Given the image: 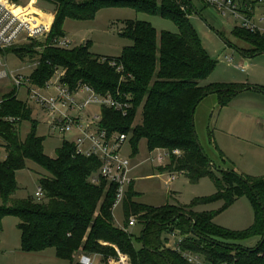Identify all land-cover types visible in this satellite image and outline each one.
I'll return each mask as SVG.
<instances>
[{
	"label": "trees",
	"instance_id": "trees-1",
	"mask_svg": "<svg viewBox=\"0 0 264 264\" xmlns=\"http://www.w3.org/2000/svg\"><path fill=\"white\" fill-rule=\"evenodd\" d=\"M18 2L19 0H13ZM249 1V0H247ZM52 7L56 14L46 41V50H37L32 42L7 50L21 58L39 56V64L30 75L34 85L45 84L63 71L62 82L72 91L88 84L97 93L112 95L121 109L103 108L101 126L109 134H127L133 153L146 139L149 150L165 149L169 153V170L184 172L197 182L210 177L216 194L197 199L190 206L167 204L159 207L138 203L129 186L123 203L126 221L123 227L114 223L113 205L117 186L105 179L99 185L89 179L101 166L95 156L79 154L75 145L63 141L56 158L45 154L44 138L36 134L37 123L23 140L20 125L31 121V106L18 98L14 89L0 101V120L5 131L2 146L7 153L0 160V230L6 216L19 219L21 249L41 252L55 248L56 255L71 264H81L76 254L99 255L102 262L117 255L130 258L131 264H192L183 252L205 256L212 264H264V177L249 178L234 170H218L200 146L194 126L197 106L208 95L216 93L221 107L243 91L245 85L204 83L215 66L188 16L190 0H36ZM131 7L138 12L159 15L176 24L178 33L157 29L148 21L128 20L123 30L132 45L124 47L118 57L93 54L90 42L73 48H60L57 41L65 37L63 23L67 19L88 20L104 7ZM43 9V8H42ZM42 18V17H41ZM43 18L52 21L51 16ZM234 33L251 44L244 55L264 53V34L239 26ZM138 113L142 115L136 123ZM13 118L14 120H8ZM136 123V124H135ZM179 151V155L175 152ZM33 161L50 173L42 176V200L29 196L16 198L19 190L17 172ZM247 196L254 207V225L240 233L213 222L214 218L240 197ZM223 201L221 209L197 212L199 205ZM132 216H139L143 230L138 237L129 232ZM138 220V218H137ZM179 233L180 250L167 247L162 234ZM253 236L259 237L255 247L227 243ZM136 240L139 247L136 246Z\"/></svg>",
	"mask_w": 264,
	"mask_h": 264
},
{
	"label": "rangeland",
	"instance_id": "rangeland-1",
	"mask_svg": "<svg viewBox=\"0 0 264 264\" xmlns=\"http://www.w3.org/2000/svg\"><path fill=\"white\" fill-rule=\"evenodd\" d=\"M36 0H19L24 6H30L29 11L39 12V8L55 17V10ZM43 8V9H42ZM40 13L39 21L45 13ZM191 23L196 28L203 46L215 61V66L204 83L220 85H245L253 89L237 93L228 105L221 107L216 93L205 97L197 106L194 114V126L200 146L219 170H234L241 176L249 178L264 177V53L244 55L242 50H250L252 46L240 39L234 29L241 25V20L231 14L221 13L213 4L206 0H190L188 14ZM42 17V18H41ZM53 18V16H51ZM46 20V19H45ZM128 20L148 21L162 31L178 33L176 24L159 15H149L138 12L131 7H104L98 10L94 18L88 20L67 19L63 23V33L66 38L74 41L73 47H78L89 41L93 54L103 57H118L124 47L133 44L132 40L124 36L123 30ZM48 25L52 21L46 20ZM47 38L35 40L37 50H46ZM72 47V48H73ZM39 56L21 58L14 50L5 55L0 54V72L6 71L8 76L0 79V101L10 91L16 89L18 98L27 102L32 108L31 121H23L20 125V135L23 140L32 130V121L37 123L36 134L43 137L45 154L56 158L58 150L64 140H73L72 134L62 135L58 130L50 129L48 114L29 97L27 86H15L14 76H30L39 64ZM244 67V70L242 69ZM56 79V77H54ZM55 89L49 95L55 94ZM98 113L97 104L86 107V112ZM79 115L78 111L72 112ZM89 119L85 115V120ZM142 119L138 113L136 123ZM9 119L5 120L8 121ZM1 122V120H0ZM135 123V124H136ZM6 132L4 124L0 123V133ZM131 133H128V137ZM3 137L0 135V160L6 158ZM139 152L134 155L130 140L123 147V154L131 159V177L133 186L131 192L137 193L133 200L150 205L163 206L167 204L190 206L197 199L210 198L216 194V186L210 177H203L197 182L191 181L184 172L169 170V161L160 165L151 158L156 152H151L146 139L139 143ZM174 173L176 179L170 182ZM50 176L42 166L33 161H27L25 169L17 172L19 190L16 198L26 199L29 196L35 199L40 187L42 176ZM223 201L199 205L197 212L216 211L221 209ZM131 217V214H128ZM129 227V232L140 236L143 224L139 221ZM126 221L123 204L114 209V223L118 227ZM213 222L222 228L237 233L251 228L255 223V211L251 200L247 196L240 197L231 206L216 216ZM19 219L15 216H6L0 230V264H71L56 255L55 248L51 247L41 252H24L21 249V232L17 225ZM121 226V227H122ZM179 236V233L177 234ZM178 236L164 232L162 239L167 247H177ZM180 238V237H179ZM227 243L241 244L244 247H255L259 237L253 236L237 242L223 239ZM136 246L139 242L136 240ZM84 251L76 254L79 261ZM121 252L102 262L99 255H91L94 264H117ZM124 255V254H122ZM130 259V258H129Z\"/></svg>",
	"mask_w": 264,
	"mask_h": 264
},
{
	"label": "built area",
	"instance_id": "built-area-1",
	"mask_svg": "<svg viewBox=\"0 0 264 264\" xmlns=\"http://www.w3.org/2000/svg\"><path fill=\"white\" fill-rule=\"evenodd\" d=\"M213 4L221 13L231 14L241 20L239 27L251 32H260L264 34V13L260 18H254L256 5H263L264 0H206ZM30 6H24L13 0H0V54H4L12 48L28 45L35 40L47 38L52 28L53 21L48 25L42 18L39 21L41 12L29 11ZM17 9L22 10L18 13ZM47 16L52 14L44 12ZM74 41L63 37L57 41L60 48H72ZM1 64V63H0ZM244 70V67L242 66ZM64 72H57V75L50 79L44 87L34 85L30 76H14L12 74L15 86L18 88L27 86L28 95L48 114L50 129L58 130L63 136L73 135V140H64L72 142L79 154L85 156H95L101 166L97 172L91 175L89 181L92 184L99 185L102 179L108 183H114L117 186L116 199L113 205V211L116 207L124 203L129 186L133 182L131 177V159L123 154V147L128 141L127 134H109L107 129L101 126L103 108L121 109L122 104L112 95H103L97 93L94 88L88 84H81L74 91L62 82ZM6 71L0 72V79L7 77ZM55 89L56 93L49 95V91ZM97 104L100 106L98 113L93 111L86 112V107ZM78 111L79 115L72 112ZM85 115L89 119L85 120ZM9 120H14L13 118ZM156 155L151 159L157 161L160 165L166 160L169 161V153L165 149H155ZM179 155V151L175 152ZM176 179L174 173L170 176V182ZM38 200L45 196L44 189L40 186L35 194ZM137 219L132 216L129 221V227L137 223ZM123 227V226H122ZM177 235V233H172ZM180 237V238H179ZM179 242L175 249L180 250L179 244L183 238L178 236ZM183 256L192 264H212L206 260L205 256L199 253L186 251ZM79 262L81 264H94L95 260L90 255L82 254ZM117 264H131L126 255L120 254Z\"/></svg>",
	"mask_w": 264,
	"mask_h": 264
},
{
	"label": "crops",
	"instance_id": "crops-1",
	"mask_svg": "<svg viewBox=\"0 0 264 264\" xmlns=\"http://www.w3.org/2000/svg\"><path fill=\"white\" fill-rule=\"evenodd\" d=\"M251 1L255 2L256 0H251ZM263 13H264V6L263 5H256L255 10L253 11V14H255L254 18H260V15ZM53 20H54V18H53ZM250 89H253V87H246L243 91L250 90ZM121 226H122V224L119 227H121Z\"/></svg>",
	"mask_w": 264,
	"mask_h": 264
},
{
	"label": "bare ground",
	"instance_id": "bare-ground-1",
	"mask_svg": "<svg viewBox=\"0 0 264 264\" xmlns=\"http://www.w3.org/2000/svg\"><path fill=\"white\" fill-rule=\"evenodd\" d=\"M17 12H18V13H22L23 11H22V10H20V9H17Z\"/></svg>",
	"mask_w": 264,
	"mask_h": 264
},
{
	"label": "water",
	"instance_id": "water-1",
	"mask_svg": "<svg viewBox=\"0 0 264 264\" xmlns=\"http://www.w3.org/2000/svg\"><path fill=\"white\" fill-rule=\"evenodd\" d=\"M220 170V169H219ZM221 171H223V170H221Z\"/></svg>",
	"mask_w": 264,
	"mask_h": 264
}]
</instances>
